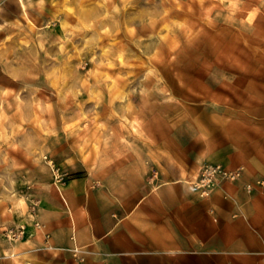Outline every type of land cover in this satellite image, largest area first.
<instances>
[{
	"label": "rangeland",
	"instance_id": "374dc122",
	"mask_svg": "<svg viewBox=\"0 0 264 264\" xmlns=\"http://www.w3.org/2000/svg\"><path fill=\"white\" fill-rule=\"evenodd\" d=\"M161 131L264 148V0H0V264H20L21 210L41 228L52 186L101 185L119 138Z\"/></svg>",
	"mask_w": 264,
	"mask_h": 264
},
{
	"label": "crops",
	"instance_id": "0c3cea01",
	"mask_svg": "<svg viewBox=\"0 0 264 264\" xmlns=\"http://www.w3.org/2000/svg\"><path fill=\"white\" fill-rule=\"evenodd\" d=\"M144 125L149 134L152 122ZM219 135L210 132L202 153L179 144L169 151L167 131L159 145L119 138L111 178L52 186L38 213L41 228L21 210L31 234L20 241V264H264V187L245 186L264 176L262 138L255 145L229 131L225 141ZM206 163L244 166L245 173L205 198L192 180Z\"/></svg>",
	"mask_w": 264,
	"mask_h": 264
},
{
	"label": "built area",
	"instance_id": "2783aa9c",
	"mask_svg": "<svg viewBox=\"0 0 264 264\" xmlns=\"http://www.w3.org/2000/svg\"><path fill=\"white\" fill-rule=\"evenodd\" d=\"M243 168H230L220 163L203 164L194 180L200 195L210 197L223 181L237 180L242 176ZM248 189L264 187V177H259L245 184Z\"/></svg>",
	"mask_w": 264,
	"mask_h": 264
},
{
	"label": "bare ground",
	"instance_id": "6f19581e",
	"mask_svg": "<svg viewBox=\"0 0 264 264\" xmlns=\"http://www.w3.org/2000/svg\"><path fill=\"white\" fill-rule=\"evenodd\" d=\"M24 2H22V5L24 6ZM28 7V6H27ZM93 9V8H92ZM90 12H87V10H86V13H85V15H88ZM2 17V16H1ZM26 18H27V15H26ZM29 19V18H28ZM102 19V18H101ZM100 19V20H101ZM100 20H98V21H100ZM31 21V20H30ZM30 26V25H29ZM3 27V26H2ZM35 27V26H34ZM35 29V28H34ZM8 54V53H7ZM109 57V56H108ZM13 78V77H12ZM11 78V79H12ZM9 79V78H8ZM126 79V78H125ZM122 80V79H121ZM14 82V81H13ZM15 84H16V82H15ZM114 98V97H113ZM113 100V99H112ZM104 101V100H103ZM107 102V101H106ZM110 102V101H109ZM113 102V101H112ZM100 124V123H99ZM103 124V123H102ZM102 127V126H101ZM101 130V129H100ZM100 133V132H99ZM64 200V199H63ZM71 203V202H70ZM70 210V209H69Z\"/></svg>",
	"mask_w": 264,
	"mask_h": 264
}]
</instances>
